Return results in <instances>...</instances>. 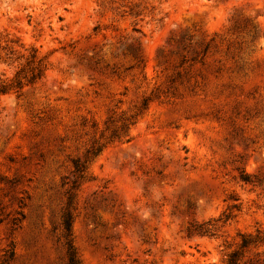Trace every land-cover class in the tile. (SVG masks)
<instances>
[{
    "label": "rangeland",
    "instance_id": "rangeland-1",
    "mask_svg": "<svg viewBox=\"0 0 264 264\" xmlns=\"http://www.w3.org/2000/svg\"><path fill=\"white\" fill-rule=\"evenodd\" d=\"M34 52L44 75L0 94V264H226L264 238V0H0V84Z\"/></svg>",
    "mask_w": 264,
    "mask_h": 264
},
{
    "label": "trees",
    "instance_id": "trees-1",
    "mask_svg": "<svg viewBox=\"0 0 264 264\" xmlns=\"http://www.w3.org/2000/svg\"><path fill=\"white\" fill-rule=\"evenodd\" d=\"M45 63L42 57H38L34 52L30 56L26 57L25 66L16 72V81L15 83H7L2 81L0 84V94L7 93L10 90H20L22 88V80H26L30 83L35 82L44 75ZM69 224L67 223V228ZM241 243L238 248L231 251L227 256L226 264H241L244 254L251 247L257 246L261 243H264V238L262 237V232L260 229H256V233H242ZM72 264H74V258H71Z\"/></svg>",
    "mask_w": 264,
    "mask_h": 264
}]
</instances>
